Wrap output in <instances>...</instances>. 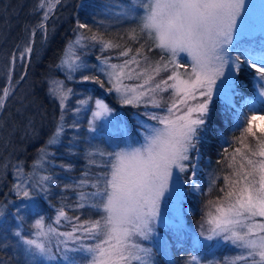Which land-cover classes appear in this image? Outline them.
<instances>
[{
    "label": "snow or ice",
    "instance_id": "1",
    "mask_svg": "<svg viewBox=\"0 0 264 264\" xmlns=\"http://www.w3.org/2000/svg\"><path fill=\"white\" fill-rule=\"evenodd\" d=\"M61 3L36 0L30 14L39 19L25 24V39L5 53L6 80L0 85L4 146L19 128L26 136L35 132L37 113L31 110L38 107L36 98L17 92L37 54L36 36L41 46L50 38L49 22ZM245 9L246 0H118L93 12L95 28L76 20L74 38L53 66L64 78L47 79L46 94L59 113L54 130L27 171L23 161L0 165L11 166L10 192L15 194V200L0 206V247L11 246L10 233L16 264L19 258L24 264H154L153 247L144 242L159 241L157 228L168 226V207L177 232L182 230V217L193 211L183 208L188 194L205 198L197 228L188 237L192 249L202 253L228 245L236 254L223 261L191 255L184 264H264V40L242 28ZM112 17L133 25L126 36L110 38L100 30ZM89 49H98L96 63L88 62ZM18 68L24 71L16 78ZM245 69L252 90L241 94ZM66 81L98 87L122 108L134 110L135 119L125 121L94 91L85 87L81 94ZM218 100L231 113L238 135L222 144L205 191L201 144ZM10 106L14 113L6 111ZM82 114H87L90 134L87 169L62 183L56 168L67 176L74 165L57 163L54 149L61 146L70 157L79 154ZM114 120L118 142L109 150L93 145L102 123ZM56 187L73 199L63 196L54 216H46L44 205Z\"/></svg>",
    "mask_w": 264,
    "mask_h": 264
},
{
    "label": "trees",
    "instance_id": "2",
    "mask_svg": "<svg viewBox=\"0 0 264 264\" xmlns=\"http://www.w3.org/2000/svg\"><path fill=\"white\" fill-rule=\"evenodd\" d=\"M35 2L36 0H0V33H2V35H0V85H3L6 80L4 72L6 71L4 67L6 63L5 53H11L16 43L25 39V34L23 32L24 25L35 24L39 19L38 15L30 14V9L34 6ZM117 2L118 0H62V3L57 7L55 16L49 22L50 38L41 46V38L39 35L36 36L37 54L33 57L31 66L27 70V80L19 86V91L17 92V95L30 93L36 98L38 107L31 110L37 113L34 120V140L30 138V135H25L23 128L17 129L10 138V143L7 146H4L2 143L0 144V165H2L5 160L11 163L23 161L25 170L27 171L29 169L37 154V150L45 143L50 133L54 130L55 122L59 115L54 102L46 94L47 79L49 76L60 77L61 79L64 78V75L59 73L60 71L58 74V70L53 66L59 62L58 58L62 54L67 41L74 37L72 29L75 27L76 20L80 19L83 22L92 24L95 28L96 25L91 19L93 12L97 11L102 4H115ZM85 4L88 5L87 8L83 6ZM77 5H81V7L78 8ZM132 26L130 22L119 21L115 17H112L111 19L105 20L100 30L106 32L110 38H117L126 36L128 29ZM120 42L126 43L127 41L122 40ZM137 46L138 45H133V47ZM98 54H100L98 49H89L86 54L88 62L96 63L95 57ZM23 71L24 69L18 68L14 76L18 78L19 74ZM243 76L246 87L241 94H247L252 90L251 74L249 70L245 69ZM66 84L68 87H72L77 92L83 94H85L84 89L87 87L89 92L94 91L95 95L101 96L109 102L116 109L117 115L122 117L125 121L135 119L131 114L134 110L127 109L129 113H126L125 108L116 105L113 101V96H108L99 92V88H92L90 85H78L72 81H66ZM6 111L14 113L15 107L10 106ZM86 116L87 114L84 120L80 122L81 129L79 133H76L82 138L79 154L75 157H70L65 154L63 147L56 146L54 149L56 153L54 159L57 163L71 162L74 165L73 172L67 176L61 169L56 168V172L59 173L58 180L62 183H68L72 179L78 178L80 172L83 171L82 165L84 161L82 157L84 155L86 142L82 134L85 132ZM230 121L231 113L226 112L223 102L218 100L209 121L208 131L204 134V139L201 144V178L203 180L202 186L205 191L207 190L208 174L215 168L217 153L220 151L222 144L225 140H230L233 134L238 135ZM69 122H71V117H69ZM22 134H24L22 138H25L26 141L24 144L22 143L20 145V138L18 137ZM73 134L71 130L68 132L69 137ZM110 135L112 134L110 133ZM102 144H104L106 150L110 149L109 144L105 143V141H103ZM11 169V166L7 169L0 167V206L8 200L15 199V195L10 192L12 186ZM69 194L70 192L62 193L58 187L53 188L50 202H46L44 205L47 210L44 215L51 216L54 213L52 209L60 204L63 196L67 195L71 201L73 197L72 195L69 196ZM213 195H215V193H213ZM204 200L205 198L201 197L199 194L190 195V198L187 200L193 210L187 217L190 227L183 233L166 232L169 247L166 250H156L153 248L155 264H184V261L190 259L191 255L200 254L192 249L188 237L197 228L198 221L204 211ZM69 213L71 214L72 212ZM28 227L29 225L25 224V228L27 229ZM8 239L11 241V246L6 249L0 247V260H4L5 264H16L18 258L16 253L12 250L14 239H11L10 233ZM0 240H4L3 231H0ZM216 253L220 252L216 251ZM228 254H230V252ZM9 257L12 258L11 261H9ZM21 261L22 259L19 260V264H24L23 261Z\"/></svg>",
    "mask_w": 264,
    "mask_h": 264
},
{
    "label": "rangeland",
    "instance_id": "3",
    "mask_svg": "<svg viewBox=\"0 0 264 264\" xmlns=\"http://www.w3.org/2000/svg\"><path fill=\"white\" fill-rule=\"evenodd\" d=\"M245 21H246V23L242 24V28L245 31L249 32L250 34L254 35L257 38L258 42L261 41V40H264V0H246ZM0 35H2V33H0ZM58 72H59V70L57 71V73ZM57 73H56V75H57ZM59 73L63 74L62 72H59ZM5 77H6V75H5ZM55 78L61 79L60 77H55ZM90 86L92 88L96 87V86H93V85H90ZM96 88H98V87H96ZM99 90H100L99 92H101L103 94H106L101 89H99ZM81 94H83V93H81ZM113 101L116 103L115 98H113ZM73 104H74V102H73ZM116 105H118V104L116 103ZM118 106H120V105H118ZM125 112L129 113V111L127 109L125 110ZM85 115L86 114H82V116L80 117V122H82L84 120ZM256 124H257V127H259V125L261 124V121H256ZM86 125H87V120H86ZM86 125H85V128H84L85 132L82 134L84 136V141L86 142L85 149L88 148L87 138L90 135L89 133H87ZM110 133L112 135H110ZM23 135L24 134H22V135H20L18 137V138H20L19 139V141H20L19 144L20 145L22 143L24 144V142L26 141L25 138L24 139L22 138ZM29 135H30V138L33 139L35 134L32 133V134H29ZM95 135H96V139L92 141L93 145L99 146L100 148L106 150V148H104V144H102L103 141H105V143H108L110 147L114 146L115 143H117V141H118L117 138L120 137V132L118 130V121L114 120L111 123H102V127H100L98 129V132ZM1 143L2 142H0V144ZM0 151H1V149H0ZM200 157H201L200 161H199V163H200V182L203 185V180L201 178V174H202V171H201L202 170V167H201L202 155H201V153H200ZM82 158H83V161H84V163L82 165L83 166V171H84V170L87 169V164H86V160H85V156L84 155H83ZM99 162L100 161H99V158H98V163ZM93 171H95V169H93ZM13 176H14V173H13V170L11 169V180H12V183H13ZM70 195H72V194L70 193L69 196ZM190 195H198V194H188L186 196V198H185V200L183 202V208L184 209L191 208L190 204L187 201L190 198ZM13 200H15V199H13ZM13 200H10V201H13ZM9 207H11V205H9ZM52 210L55 212V208L52 209ZM190 214L191 213H185V215L182 217L183 228H182L181 231L177 232L176 228L174 227V225L177 223V221L175 219V216H174V212H173L171 207H168V209H167L168 226H164V224H160L158 226V228H157V233H158V236L160 238L159 241H157L155 244H148L147 242H144V243H146L147 246L155 248L156 250H158V249L166 250L169 247L168 241H167V238H166V232L167 231H172V232H176V233L185 232L186 229L188 227H190L189 223H188V220H187V217ZM69 215H73V214L69 213ZM51 216H54V213ZM0 223H2V222H0ZM61 230H66V229H64L62 227ZM11 239H14L13 240V245H12V247H14L15 246V238L11 237ZM216 251H218L220 253H216ZM226 252H227V254H226ZM229 252H230V254H228ZM235 254H236V250L235 249H233L232 247H230L228 245H222L220 247H215V248H213V249H211V250H209L207 252H202V253H200L198 255H203V257H204V259L206 261L207 260L223 261V260H225V258L234 256ZM21 259H19V260H21ZM152 259H153L154 264H155L154 255H153ZM22 261H23V259H22ZM23 263H24V261H23Z\"/></svg>",
    "mask_w": 264,
    "mask_h": 264
},
{
    "label": "water",
    "instance_id": "4",
    "mask_svg": "<svg viewBox=\"0 0 264 264\" xmlns=\"http://www.w3.org/2000/svg\"><path fill=\"white\" fill-rule=\"evenodd\" d=\"M28 70V69H27Z\"/></svg>",
    "mask_w": 264,
    "mask_h": 264
}]
</instances>
